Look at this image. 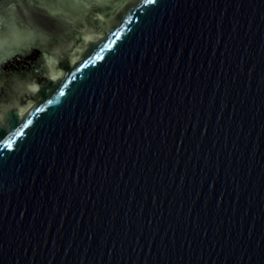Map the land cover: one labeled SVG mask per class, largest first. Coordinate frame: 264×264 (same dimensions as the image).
I'll use <instances>...</instances> for the list:
<instances>
[{
  "label": "water",
  "instance_id": "1",
  "mask_svg": "<svg viewBox=\"0 0 264 264\" xmlns=\"http://www.w3.org/2000/svg\"><path fill=\"white\" fill-rule=\"evenodd\" d=\"M127 1L16 0L0 264H264V0Z\"/></svg>",
  "mask_w": 264,
  "mask_h": 264
},
{
  "label": "clouds",
  "instance_id": "2",
  "mask_svg": "<svg viewBox=\"0 0 264 264\" xmlns=\"http://www.w3.org/2000/svg\"><path fill=\"white\" fill-rule=\"evenodd\" d=\"M36 32L34 22L19 10L16 0H0V71L18 56L39 50Z\"/></svg>",
  "mask_w": 264,
  "mask_h": 264
},
{
  "label": "trees",
  "instance_id": "3",
  "mask_svg": "<svg viewBox=\"0 0 264 264\" xmlns=\"http://www.w3.org/2000/svg\"><path fill=\"white\" fill-rule=\"evenodd\" d=\"M133 1H135V0H128L126 4L119 6L118 9H117L116 14L114 16H116L118 14V12H120L121 10H123L124 7H125V5L130 4ZM114 16L109 17V19L112 20L114 18Z\"/></svg>",
  "mask_w": 264,
  "mask_h": 264
},
{
  "label": "snow or ice",
  "instance_id": "4",
  "mask_svg": "<svg viewBox=\"0 0 264 264\" xmlns=\"http://www.w3.org/2000/svg\"><path fill=\"white\" fill-rule=\"evenodd\" d=\"M31 121H29V123H30Z\"/></svg>",
  "mask_w": 264,
  "mask_h": 264
}]
</instances>
